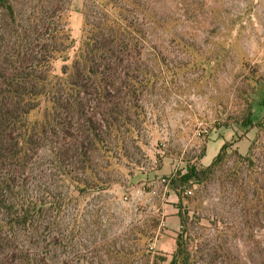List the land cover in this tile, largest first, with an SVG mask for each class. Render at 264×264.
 Masks as SVG:
<instances>
[{
    "label": "rangeland",
    "instance_id": "rangeland-1",
    "mask_svg": "<svg viewBox=\"0 0 264 264\" xmlns=\"http://www.w3.org/2000/svg\"><path fill=\"white\" fill-rule=\"evenodd\" d=\"M91 3L61 4L74 43L68 61L53 65L59 76L89 29L83 13ZM33 4L14 1L24 13ZM144 7L129 18L144 25L136 34L140 63L156 76L132 98L124 150H103L105 165L87 174L94 190L84 189L64 220L60 264H169L180 235L193 264H264V0ZM221 139L232 146L216 174L179 206L169 179L202 164L208 144L211 165Z\"/></svg>",
    "mask_w": 264,
    "mask_h": 264
},
{
    "label": "trees",
    "instance_id": "trees-1",
    "mask_svg": "<svg viewBox=\"0 0 264 264\" xmlns=\"http://www.w3.org/2000/svg\"><path fill=\"white\" fill-rule=\"evenodd\" d=\"M14 1L0 0V264H60L64 220L75 215L83 190H94L87 174L105 165L103 150H124L132 98L156 76L140 63L136 34L144 25L129 18L144 12L147 0H92L95 9L83 13L89 29L60 76L53 65L68 61L74 43L61 25L63 0H30L26 13ZM231 146L211 165L194 164L169 179L179 206L193 185L216 174ZM181 222L185 227L182 215ZM193 261L180 235L169 264Z\"/></svg>",
    "mask_w": 264,
    "mask_h": 264
},
{
    "label": "crops",
    "instance_id": "crops-1",
    "mask_svg": "<svg viewBox=\"0 0 264 264\" xmlns=\"http://www.w3.org/2000/svg\"><path fill=\"white\" fill-rule=\"evenodd\" d=\"M222 140V139H221ZM209 145V144H208ZM208 145H207V149H206V155H207V153H208ZM223 145H224V140H222L220 143H219V145H218V148L216 149V153L217 152H219L220 150H221V148L223 147ZM206 155H205V157H204V159H203V161H202V165H204V166H208L207 164H205V158H206ZM217 155H218V153H217ZM216 155V156H217ZM216 158V157H215ZM214 158V159H215ZM213 159V160H214Z\"/></svg>",
    "mask_w": 264,
    "mask_h": 264
}]
</instances>
